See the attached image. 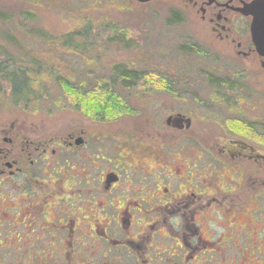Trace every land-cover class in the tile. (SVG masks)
Returning a JSON list of instances; mask_svg holds the SVG:
<instances>
[{
	"label": "flooded vegetation",
	"instance_id": "1",
	"mask_svg": "<svg viewBox=\"0 0 264 264\" xmlns=\"http://www.w3.org/2000/svg\"><path fill=\"white\" fill-rule=\"evenodd\" d=\"M185 1L231 49L226 53L215 45L234 76L213 88L216 102L205 108L207 122L182 109L157 120L166 112L161 96L174 93L167 85L87 91L76 86L79 128L73 119L61 136L33 137L23 127L15 132L14 124L3 128L0 196L7 203L0 227L9 228L0 232L6 241L17 233L14 247L4 240L3 248L24 255L23 237H34L38 244L32 245L40 247L35 252L54 240L60 247L51 253L66 255L67 264H218L219 254L234 264L228 250H240L234 237L252 225L246 219V161L264 172V126L259 142L246 139L241 98L235 103L231 97L246 101L249 89L232 84L242 81L234 77L249 82L256 66L264 70V50L253 35V26H264V0ZM91 91L102 93L82 96ZM142 94L151 97L149 103ZM85 116L100 123V134L90 136ZM39 217L49 225L37 223ZM220 223L231 229L221 239Z\"/></svg>",
	"mask_w": 264,
	"mask_h": 264
},
{
	"label": "rangeland",
	"instance_id": "2",
	"mask_svg": "<svg viewBox=\"0 0 264 264\" xmlns=\"http://www.w3.org/2000/svg\"><path fill=\"white\" fill-rule=\"evenodd\" d=\"M185 3V0H0L2 69L14 62L16 70H23L30 85L27 88L23 77L16 79V91L22 90L23 97L27 95L26 88L30 90L28 102H18L19 95L13 97L8 83L3 80L4 71H0V131L14 124L15 132L20 130L21 133L23 127L25 133L33 137L66 135L72 119L75 128L82 124V115H74L73 102L78 101L72 95L75 93L72 87H84L87 91L103 86L140 88L149 84L147 87L154 89L170 85L163 82L165 76L172 78L170 87L174 93L161 96L159 103L166 107V112H161L157 120L170 110L182 109L197 121L207 122L205 108L216 102L213 95L216 85L212 81L222 84L223 80L231 81L230 77L234 76L233 69L224 67L227 57L219 53L215 45H220L226 53L231 49L227 42H220L212 34L207 21L201 19V13L185 8ZM174 14L181 16V23H168ZM188 46L190 50H185ZM122 69L142 72L151 80L124 83L118 76ZM234 78L242 81L236 79L232 85L249 89L246 101L241 95H231L235 103L241 98L240 116L246 118V139L259 142L258 135L264 126V70L259 66L250 69L249 82L243 77ZM100 93L102 91H91L82 96H99ZM142 95L144 102L149 103L151 97ZM84 122L89 124L91 137L101 133L99 122L87 116ZM39 178L42 182L47 180L43 173ZM6 203L1 195L0 220H3ZM246 219L251 220L252 225L247 226L242 235L234 237L235 243L240 240V250L230 246L228 257L234 264H264V172L247 161ZM38 220L41 226L49 225L43 218ZM40 225L37 224L35 234ZM4 227L9 228L3 223L0 231ZM230 230L222 228L220 223V239ZM11 236V240L6 237L8 242L0 232V264H25L24 260L28 261L26 264H67L66 255L51 253L53 248L60 247L56 241L50 240L52 245L43 242L44 248L38 254L34 250L39 251L40 247L32 245L38 244V240L23 237L26 253L22 255L2 247L4 240L14 247L17 233L12 232ZM244 246L246 250L241 256ZM214 261L225 264L227 259L219 254Z\"/></svg>",
	"mask_w": 264,
	"mask_h": 264
},
{
	"label": "trees",
	"instance_id": "3",
	"mask_svg": "<svg viewBox=\"0 0 264 264\" xmlns=\"http://www.w3.org/2000/svg\"><path fill=\"white\" fill-rule=\"evenodd\" d=\"M181 20H182V18H180L179 16H175V14H174V16L169 19L168 23L171 24V25L172 24H177V23H181ZM83 37L86 38V36H84V34H83ZM117 38H118L117 36H114V39H117ZM193 47L197 48L195 46H193ZM189 48H191V46H188L185 50H190ZM197 52H200V50H197ZM5 55H8V54H5ZM2 66L3 65H1V63H0V71L1 72L4 71L3 80L6 83H8V85L10 87V90H11V94L13 95V97L15 98L17 96V94H18L19 98H16V100L18 102L21 101L23 103H27L28 102V96L30 95V90L28 89V91H27V88L30 86L28 84V77H26V75L23 74V70L22 69H17L16 70L15 67H17V66H16V64L14 62L13 63H9V65H7L8 67L5 68L4 70L2 69ZM118 76H119L120 79L123 80L124 83L135 82V81H138V82L140 81L141 82V81H144V80H147V81L151 80L149 77L145 78V76H144V74L142 72H136L134 70H128V71L124 70V69L119 70L118 71ZM19 77L20 78H22V77L25 78L26 81H27V84H28V86H27V88L25 90V92L27 94L25 97H23L22 90H20V92L16 91V89H17L16 88V79L19 78ZM171 79H166L164 81L165 85H167V84L169 85L170 84L172 86L173 80H171ZM210 79L212 80V77ZM212 83L213 84L215 83L216 86H221L222 85L220 82H218V81L216 82L215 80H213ZM61 84H63V86H66V83H64V82H62ZM147 85H149V84H146L145 87H147ZM170 85H169V87H170Z\"/></svg>",
	"mask_w": 264,
	"mask_h": 264
},
{
	"label": "water",
	"instance_id": "4",
	"mask_svg": "<svg viewBox=\"0 0 264 264\" xmlns=\"http://www.w3.org/2000/svg\"><path fill=\"white\" fill-rule=\"evenodd\" d=\"M140 2H147V1H151V0H137ZM243 12L246 13V6L244 8L241 9ZM253 35H254V39H256V43L258 45V49L260 51L264 50V43L261 42V40H264V26H253ZM173 125H176V123H173Z\"/></svg>",
	"mask_w": 264,
	"mask_h": 264
}]
</instances>
